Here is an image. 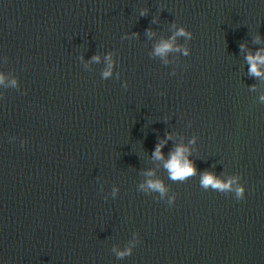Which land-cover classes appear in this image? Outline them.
Wrapping results in <instances>:
<instances>
[{"label": "water", "instance_id": "1", "mask_svg": "<svg viewBox=\"0 0 264 264\" xmlns=\"http://www.w3.org/2000/svg\"><path fill=\"white\" fill-rule=\"evenodd\" d=\"M261 48L264 0H0V264H264Z\"/></svg>", "mask_w": 264, "mask_h": 264}, {"label": "clouds", "instance_id": "2", "mask_svg": "<svg viewBox=\"0 0 264 264\" xmlns=\"http://www.w3.org/2000/svg\"><path fill=\"white\" fill-rule=\"evenodd\" d=\"M143 14V13H142ZM192 33L181 26L177 29L175 33L169 38L161 39L154 48V53L156 55H166L170 51H178L181 46L175 43L177 36H186L191 38ZM258 39V38H257ZM246 47L245 44H241L240 48L243 50ZM183 52L185 55L189 53V49L187 47L183 48ZM93 60H99V56H93ZM107 60V68L104 71L103 75L105 77L109 76L113 69V61L111 59V55L106 57ZM245 60L248 64V73L252 76L256 77H264V48L257 49L256 51H248L245 56ZM5 77L0 75V83L4 81ZM15 83V81H13ZM254 87V86H253ZM264 99V97H261ZM166 139L158 142L153 150V158L163 162V167L167 170L168 178L170 180H180L183 181L189 176L195 175L198 171L196 168L195 162L191 159L190 149L181 144L177 145L172 151H170L165 157L162 149L164 147V143H166ZM190 141L189 143H192ZM26 143L22 141L23 145ZM153 172L149 171L147 176L149 179L146 180L145 184L141 185V187H146L152 191L160 192L163 194L166 191V186L163 181L159 178H152ZM238 177H232L227 180L218 177L212 171H205L201 174L200 177V185L203 188L211 187L213 189L219 191H234L238 200L244 198V187L237 183ZM115 191V190H114ZM171 202V201H170ZM132 252V247L129 246L118 252V256L123 257L125 255H130Z\"/></svg>", "mask_w": 264, "mask_h": 264}]
</instances>
